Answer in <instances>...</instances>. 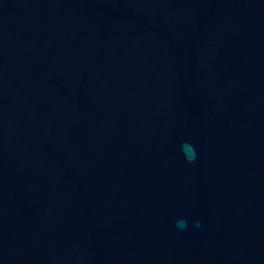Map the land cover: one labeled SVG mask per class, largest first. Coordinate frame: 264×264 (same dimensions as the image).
I'll use <instances>...</instances> for the list:
<instances>
[{
  "label": "water",
  "instance_id": "obj_1",
  "mask_svg": "<svg viewBox=\"0 0 264 264\" xmlns=\"http://www.w3.org/2000/svg\"><path fill=\"white\" fill-rule=\"evenodd\" d=\"M0 264H264V0H0Z\"/></svg>",
  "mask_w": 264,
  "mask_h": 264
},
{
  "label": "clouds",
  "instance_id": "obj_2",
  "mask_svg": "<svg viewBox=\"0 0 264 264\" xmlns=\"http://www.w3.org/2000/svg\"><path fill=\"white\" fill-rule=\"evenodd\" d=\"M181 151L185 154V157L189 162H194L198 157L196 145L191 142L185 141L181 145ZM190 225L194 228H199L201 227V221L198 219L189 220L185 217H180L176 220V227L178 230H185Z\"/></svg>",
  "mask_w": 264,
  "mask_h": 264
}]
</instances>
